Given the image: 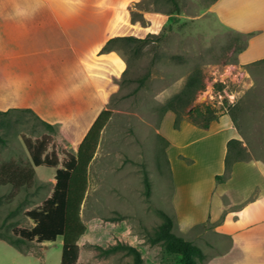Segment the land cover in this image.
Returning a JSON list of instances; mask_svg holds the SVG:
<instances>
[{
  "label": "rangeland",
  "instance_id": "1",
  "mask_svg": "<svg viewBox=\"0 0 264 264\" xmlns=\"http://www.w3.org/2000/svg\"><path fill=\"white\" fill-rule=\"evenodd\" d=\"M212 1L139 0L133 6L131 20L141 25L136 37L149 40L135 53L123 42L111 50L123 60L124 69L115 80L117 90L105 109L110 114L87 167V190L80 208L86 230L77 241L76 264H131L132 255L123 247L111 248L117 243L141 247L143 261L180 264L162 246L150 244L147 236L162 221L159 211L174 217L167 151L170 148L176 153L174 159L188 163L179 147L187 121L174 128V115L164 107L191 73H199L204 83L195 103L223 105L220 110L234 118L241 132L244 151L237 162L249 166L235 175L232 192L242 196L246 187L261 179L255 166L264 165V59L245 63L240 54L247 34L225 27L206 12ZM143 11L152 12L151 18H144ZM219 82L222 88H216ZM76 151L57 125L46 127L28 109L0 113V264H60V236L49 242L17 241L15 247L9 239H17L14 230L33 226L26 213L41 207L55 182L56 167L34 166L32 154L52 157L60 167L66 153ZM232 166L217 183L227 181ZM143 170L150 181L148 197Z\"/></svg>",
  "mask_w": 264,
  "mask_h": 264
},
{
  "label": "crops",
  "instance_id": "2",
  "mask_svg": "<svg viewBox=\"0 0 264 264\" xmlns=\"http://www.w3.org/2000/svg\"><path fill=\"white\" fill-rule=\"evenodd\" d=\"M138 1L0 0V111L28 109L77 149L124 69L114 51L101 49L109 38L139 36L141 25L131 20ZM205 11L247 34L245 63L264 59V0H213ZM180 134V152L192 162L167 151L173 232L201 249L198 264H264V165L255 166L261 179L234 195L231 183L247 162H235L225 183L215 180L225 171L227 141L241 139L230 116L207 130L186 122Z\"/></svg>",
  "mask_w": 264,
  "mask_h": 264
},
{
  "label": "trees",
  "instance_id": "3",
  "mask_svg": "<svg viewBox=\"0 0 264 264\" xmlns=\"http://www.w3.org/2000/svg\"><path fill=\"white\" fill-rule=\"evenodd\" d=\"M175 3V0H172ZM148 38L135 37L132 35L112 37L107 40L102 47L101 52L113 50V45L117 42H123L124 45L136 52L140 47L148 44ZM244 49V48H243ZM143 79H140L142 83ZM222 83H217L216 88H222ZM204 88V83L199 73H191L180 92L169 98L165 104V110L171 111L174 115L173 127L178 128L183 120L192 125L207 130L211 122L218 120L224 114L223 110L217 108L211 103H195V97L199 91ZM2 111H0L1 113ZM110 111L103 110L95 118L90 128L84 135L77 147L76 153H66V158L61 166L57 167V161L52 157L45 155L32 154L34 166L45 165L47 167H56L54 174V185L51 195L46 198L41 207L34 208L26 213L32 219L31 228H20L14 230L17 239L10 240L15 247L18 242L37 241L49 242L55 241L57 237L62 239V251L60 264H76L79 255V237L84 234L86 226L80 217V208L87 190V167L91 161L97 147L100 131L109 117ZM233 122L234 118L232 119ZM48 128L53 125L44 122ZM227 152L224 158L225 171H230L231 166L243 158V147L238 139H229L226 143ZM188 163L192 160L186 157ZM25 176V180L30 178ZM144 194L148 197L150 193V181L143 170ZM222 175H216L218 181ZM162 216L161 223L148 234L147 238L150 244L162 246L166 253L180 257V264H198L203 258L201 249L191 241L172 231L173 218L163 211H159ZM123 247L132 255L131 264H144L140 251L129 244L117 243L112 249Z\"/></svg>",
  "mask_w": 264,
  "mask_h": 264
},
{
  "label": "built area",
  "instance_id": "4",
  "mask_svg": "<svg viewBox=\"0 0 264 264\" xmlns=\"http://www.w3.org/2000/svg\"><path fill=\"white\" fill-rule=\"evenodd\" d=\"M233 70H234V67L231 68V69H229V70H227L226 76L229 77V74H230Z\"/></svg>",
  "mask_w": 264,
  "mask_h": 264
},
{
  "label": "bare ground",
  "instance_id": "5",
  "mask_svg": "<svg viewBox=\"0 0 264 264\" xmlns=\"http://www.w3.org/2000/svg\"><path fill=\"white\" fill-rule=\"evenodd\" d=\"M60 94V93H59ZM39 109V108H38ZM41 109V108H40ZM41 112V111H40ZM43 114V113H42Z\"/></svg>",
  "mask_w": 264,
  "mask_h": 264
}]
</instances>
